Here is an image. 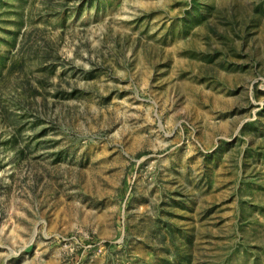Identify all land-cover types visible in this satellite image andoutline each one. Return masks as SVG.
Here are the masks:
<instances>
[{"label": "rangeland", "instance_id": "1", "mask_svg": "<svg viewBox=\"0 0 264 264\" xmlns=\"http://www.w3.org/2000/svg\"><path fill=\"white\" fill-rule=\"evenodd\" d=\"M0 264H264V0H0Z\"/></svg>", "mask_w": 264, "mask_h": 264}]
</instances>
